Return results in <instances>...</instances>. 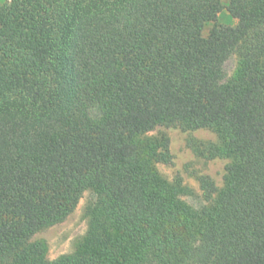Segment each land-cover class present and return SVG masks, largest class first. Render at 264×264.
<instances>
[{"label":"trees","instance_id":"1","mask_svg":"<svg viewBox=\"0 0 264 264\" xmlns=\"http://www.w3.org/2000/svg\"><path fill=\"white\" fill-rule=\"evenodd\" d=\"M161 125L218 133L208 205L158 170ZM88 189L86 245L49 261L33 237ZM0 264H264V0L0 3Z\"/></svg>","mask_w":264,"mask_h":264},{"label":"rangeland","instance_id":"2","mask_svg":"<svg viewBox=\"0 0 264 264\" xmlns=\"http://www.w3.org/2000/svg\"><path fill=\"white\" fill-rule=\"evenodd\" d=\"M8 1L0 0V3ZM217 22L232 26L240 23L230 15L227 8L221 12ZM214 25L215 22H208L204 34L207 35ZM238 66L239 53L235 51L225 62L224 81L235 76ZM98 114L97 110H94V115ZM149 135L167 136L170 139L172 159L169 163H157V168L171 183H177V180L181 179L182 185L186 188L181 198L196 209L208 205L209 201L200 185V177L209 176L219 188H222L227 175V165L231 162L227 157H211V148L219 143L218 133L210 128L184 130L179 125H161ZM97 199L96 191L92 189L84 191L73 213L64 221L41 230L33 237V241L42 240L47 244L49 261L84 248L90 227L89 210L95 207Z\"/></svg>","mask_w":264,"mask_h":264}]
</instances>
